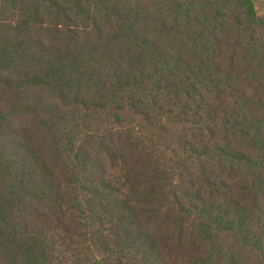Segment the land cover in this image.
Masks as SVG:
<instances>
[{
    "label": "trees",
    "instance_id": "trees-1",
    "mask_svg": "<svg viewBox=\"0 0 264 264\" xmlns=\"http://www.w3.org/2000/svg\"><path fill=\"white\" fill-rule=\"evenodd\" d=\"M0 264H264L254 0H0Z\"/></svg>",
    "mask_w": 264,
    "mask_h": 264
},
{
    "label": "rangeland",
    "instance_id": "rangeland-1",
    "mask_svg": "<svg viewBox=\"0 0 264 264\" xmlns=\"http://www.w3.org/2000/svg\"><path fill=\"white\" fill-rule=\"evenodd\" d=\"M256 9L260 15H264V0H254Z\"/></svg>",
    "mask_w": 264,
    "mask_h": 264
}]
</instances>
